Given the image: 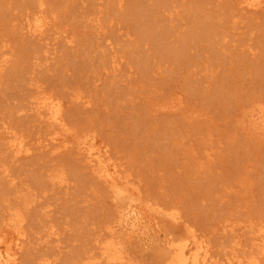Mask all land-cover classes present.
<instances>
[{"label": "rangeland", "instance_id": "obj_1", "mask_svg": "<svg viewBox=\"0 0 264 264\" xmlns=\"http://www.w3.org/2000/svg\"><path fill=\"white\" fill-rule=\"evenodd\" d=\"M242 2L0 0V229L21 227L20 264H107L99 253L116 206L77 150L87 137L144 201L182 218H161L150 243L121 231L127 264H162L166 237L189 229L219 262L256 254L264 264L253 243L264 233V135L248 124L264 111V7ZM35 13L46 23L38 35L26 26ZM37 94L62 104L69 149L42 143L52 128L28 111ZM13 135L28 155L13 156Z\"/></svg>", "mask_w": 264, "mask_h": 264}, {"label": "bare ground", "instance_id": "obj_2", "mask_svg": "<svg viewBox=\"0 0 264 264\" xmlns=\"http://www.w3.org/2000/svg\"><path fill=\"white\" fill-rule=\"evenodd\" d=\"M95 1V0H94ZM102 1V0H101ZM106 1V0H105ZM189 1V0H188ZM243 4L245 5V8L248 10H260V8L264 7V0H242ZM98 3V2H97ZM104 3V2H103ZM241 3V4H242ZM101 4V3H100ZM40 8L44 6L43 3L39 4ZM105 5V4H104ZM240 6V5H239ZM238 8V7H237ZM244 8V7H243ZM241 9V8H239ZM44 10V9H43ZM43 10H39V12H42ZM243 10V9H242ZM45 11V10H44ZM44 15V13L42 12ZM36 15V13H35ZM43 15H39L36 17L34 22L28 21L26 22L28 26L29 32L32 34H41L44 32V27H46L45 19L42 17ZM247 15V14H244ZM176 16V15H175ZM237 16V15H236ZM32 17V16H31ZM46 17V16H45ZM254 17V16H253ZM47 18V17H46ZM244 18V16H242ZM32 20V18H30ZM257 19V18H256ZM173 20V18L171 19ZM239 22V21H238ZM243 20L241 21V23ZM248 24V23H247ZM251 24V23H250ZM100 26V25H99ZM237 26V23H236ZM244 26V25H243ZM239 27V26H238ZM241 27V26H240ZM26 28V27H25ZM238 29V28H237ZM25 30V29H24ZM27 30V28H26ZM27 30V31H28ZM46 30V29H45ZM26 31V32H27ZM25 32V33H26ZM247 32V31H246ZM29 33L30 35H32ZM254 35V34H253ZM41 37V36H40ZM260 37V36H259ZM57 38V37H56ZM37 39V38H36ZM253 40V39H252ZM256 43V42H255ZM256 45V44H255ZM261 45V44H260ZM234 49V48H233ZM244 49V48H243ZM2 52V51H1ZM8 52V51H7ZM9 55V54H8ZM244 55V54H243ZM118 56V55H117ZM257 57V55H256ZM7 60V59H6ZM10 60V59H9ZM116 61V60H115ZM8 62V61H7ZM250 62V61H249ZM6 61L5 59H0V76L1 72L3 73L2 69L3 67H7L5 65ZM53 63V62H52ZM118 63V62H117ZM263 63V62H262ZM116 64V63H115ZM114 64V66H115ZM50 63L48 64V66ZM116 67V66H115ZM113 68V66H112ZM117 70V69H116ZM163 71V70H162ZM161 71V72H162ZM115 72V69H114ZM117 74V73H116ZM213 77V76H212ZM126 78V77H124ZM216 79V78H215ZM124 81V80H122ZM34 86V85H33ZM36 89V88H35ZM44 91V90H43ZM42 92V91H41ZM45 92V91H44ZM50 94V93H49ZM149 94V93H148ZM39 95V94H37ZM51 95V94H50ZM85 96V95H83ZM86 102V101H85ZM134 102V101H133ZM72 103V102H71ZM81 103V102H80ZM32 104V103H31ZM32 107L28 111H32L35 114V117L40 123L47 124L50 128H52L51 133L48 135V138L44 139L42 143H47L45 146L52 147V153H59L61 151L67 150L70 147V141L65 140L61 137V135L58 134V131L63 127V119H62V111L63 106L60 102L56 101L55 99L51 97H45L39 95L38 97H35V100ZM30 107V106H29ZM24 111V110H23ZM248 124L250 127H252L255 131H258V133L264 135V111H259L255 114H252L249 117ZM10 127V126H9ZM2 129V128H1ZM207 129V128H206ZM219 129V128H218ZM8 130V129H7ZM10 130V129H9ZM5 131V130H4ZM9 134L8 131H5ZM16 132V131H15ZM6 133V134H7ZM17 133V132H16ZM19 133V132H18ZM202 133V132H201ZM4 134V133H3ZM13 134V133H12ZM245 134V133H244ZM11 135V134H10ZM7 136V135H6ZM19 137V136H18ZM17 137V135H13L9 137V149L11 150L13 156L19 154H24L29 151V149L25 148V144L23 141H20V139ZM23 136H21L22 138ZM73 137V136H72ZM75 137V136H74ZM23 140V139H21ZM6 142V141H5ZM72 144V143H71ZM76 144V143H75ZM41 145V144H40ZM6 146V145H5ZM30 148V147H29ZM77 150L83 154L85 160L92 168L95 169L97 174L100 178L104 180L108 184V187L110 188L112 192V196L114 199V203L116 206V221L113 225L108 227L109 229V237L107 236L106 242L102 244L101 247V254L102 259L107 264H127L130 262L127 250L125 247V243L123 244L122 239L124 240L123 234L121 237L120 232L125 231L129 233L134 239H137L144 243H150L152 242L156 237L161 235V230L159 228V221L161 218L165 217L168 220H170L173 223H180V216L175 214L174 212H171L169 209V212H164L160 210V208H156L155 205L152 203V199L150 203L149 201L145 199V201L141 198L142 195H139V193L133 189L129 184H127L122 177H120V173L117 172V167L113 164L111 157L109 155V152L107 150V147L103 145L100 141L96 140L94 137H87L81 141H79L77 145ZM183 148V147H182ZM5 149V148H4ZM7 149V148H6ZM34 149V148H33ZM33 151L32 149H30ZM48 150V149H47ZM5 151V150H4ZM6 152V151H5ZM10 152V151H8ZM5 154V153H4ZM10 154V153H8ZM6 154V155H8ZM10 154V156L12 155ZM29 154V153H28ZM27 154V155H28ZM33 154V153H32ZM31 154V155H32ZM71 154V153H70ZM112 155V154H111ZM24 156V155H23ZM22 156V157H23ZM59 156V155H58ZM7 157V156H6ZM20 157V156H19ZM25 157V156H24ZM28 157V156H26ZM78 157V156H77ZM18 158V157H16ZM80 158V157H79ZM83 158V157H82ZM199 158V157H198ZM21 159V158H20ZM26 159V158H25ZM117 159V158H116ZM15 160V159H14ZM22 160V159H21ZM56 162V161H55ZM7 163V162H6ZM11 164V163H10ZM13 165V164H11ZM87 165V164H86ZM120 167V166H118ZM120 169V168H119ZM3 171V170H2ZM7 171V170H6ZM93 171V170H92ZM200 171V170H199ZM5 172V171H4ZM8 176L9 173L7 172ZM6 174V175H7ZM5 176V175H4ZM3 176V178H5ZM60 176V175H59ZM12 179V178H11ZM125 179V178H124ZM15 179H13L14 181ZM6 181V180H5ZM17 181V180H16ZM129 181V180H128ZM7 182V181H6ZM11 183L10 181H8ZM7 182V183H8ZM134 183V182H133ZM12 184V183H11ZM10 184V185H11ZM16 184V182H14ZM13 184V185H14ZM106 184V185H107ZM133 185V184H132ZM135 187V186H134ZM24 188V187H23ZM63 188V187H62ZM21 189V188H20ZM60 189V188H59ZM140 189V188H138ZM109 190V191H110ZM53 191V190H52ZM55 191V190H54ZM246 191V190H245ZM241 192V191H240ZM38 196V195H37ZM144 198H147L144 196ZM40 203V202H39ZM158 203V202H157ZM29 204V203H28ZM41 204V203H40ZM156 204V203H155ZM159 205V204H158ZM157 205V206H158ZM155 206V207H154ZM161 206V205H160ZM167 208V207H166ZM24 209V208H23ZM25 210V209H24ZM167 210V211H168ZM175 210V208H174ZM12 211V210H11ZM12 212V215L15 216ZM180 213V212H179ZM46 214V213H45ZM11 215V216H12ZM10 217V216H8ZM17 217V216H16ZM21 217V216H19ZM18 217V218H19ZM24 217V215H23ZM11 217L10 219H12ZM9 219V218H8ZM164 219V218H163ZM166 219V220H167ZM13 220V219H12ZM9 221L10 223L7 224L5 228L0 229V264H20L21 255L24 250V233L20 226H16V224H12L13 221ZM19 220V219H18ZM50 220V219H49ZM6 221V220H5ZM15 221V220H14ZM24 221V220H23ZM26 221V220H25ZM24 221V222H25ZM4 222V221H3ZM17 222V221H16ZM15 222V223H16ZM21 223V221H19ZM183 222V220H182ZM229 222V221H228ZM231 222V221H230ZM235 223V222H234ZM233 223V226H234ZM6 224V222H4ZM187 224V223H186ZM225 224V223H224ZM3 225V224H2ZM25 225V223H24ZM239 225V224H238ZM5 226V225H4ZM3 226V227H4ZM23 226V224H22ZM187 226V225H186ZM228 226V225H227ZM236 226V225H235ZM234 226V227H235ZM247 226V225H245ZM24 227V226H23ZM225 227V226H224ZM232 227V225H231ZM56 228V227H55ZM228 228V227H227ZM226 228V229H227ZM248 228V227H247ZM187 229V228H186ZM222 229V227H221ZM225 229V231H226ZM238 229V228H237ZM246 229V228H245ZM244 229V230H245ZM50 230V229H49ZM52 230V229H51ZM188 230V229H187ZM191 230V229H189ZM187 231L177 237H166V246H165V253L163 254L162 258V264H259L258 257L253 255L250 260L245 263V260H241L239 257H234L233 259H225L227 262H219L215 258L214 254H211L210 248L208 247V243L210 240L207 241V244L204 242L205 240L198 239L193 232ZM193 230V229H192ZM243 230V231H244ZM25 231V230H24ZM55 230L50 231V236L57 235ZM59 231V230H58ZM222 231V230H221ZM232 231V230H231ZM237 231V230H235ZM253 231H255L253 229ZM259 231V230H258ZM49 232V231H48ZM240 232V229H239ZM106 233L107 230H106ZM161 233V234H160ZM224 233V232H222ZM226 233V232H225ZM237 233V232H236ZM235 233V234H236ZM242 233V232H241ZM246 233V232H245ZM255 233V232H254ZM26 234V233H25ZM48 234V233H47ZM232 233L231 235H233ZM234 234V235H235ZM256 234V233H255ZM27 235V234H26ZM49 235V234H48ZM58 240L59 239V235ZM101 236V235H100ZM162 236V235H161ZM168 236V235H167ZM202 236V235H201ZM243 236V235H242ZM253 236V234H252ZM257 236V235H256ZM28 237V236H27ZM102 237V236H101ZM100 237V240H102ZM203 237V236H202ZM51 238V237H49ZM57 238V237H56ZM206 238V237H205ZM234 238V237H233ZM29 239V238H28ZM104 239V238H103ZM106 239V238H105ZM160 239V238H159ZM41 240V238H40ZM51 240V239H48ZM98 240V239H97ZM233 240V239H232ZM51 241H54L53 239ZM57 241V240H55ZM125 241V240H124ZM239 242V240H237ZM253 241V240H252ZM264 233H260L258 237H255V242L253 241L254 245L258 248H254L258 250V253L261 255L264 251ZM46 243V241H44ZM96 242V241H95ZM99 242V240H98ZM101 242V241H100ZM127 242V241H126ZM236 242V241H235ZM262 242V243H259ZM48 243V242H47ZM51 243V242H50ZM130 243V242H129ZM241 243V242H240ZM259 243V244H258ZM28 244V242H27ZM52 244V243H51ZM236 244V243H235ZM48 245V244H46ZM53 245V244H52ZM234 245V244H233ZM253 245V246H254ZM97 246V245H96ZM129 246H131L129 244ZM235 246V245H234ZM233 246V249H234ZM241 246V244H240ZM56 247V246H55ZM232 247V246H231ZM54 248V245L53 247ZM62 248V246H61ZM97 248V247H96ZM133 248V247H131ZM150 248V247H149ZM148 248V249H149ZM237 248V247H235ZM26 249V248H25ZM99 249V247H98ZM251 249V247L249 248ZM254 249H251L254 250ZM238 251V250H237ZM98 253V252H97ZM245 253V252H244ZM257 253V252H256ZM228 254V253H227ZM231 254V253H229ZM233 254V253H232ZM247 254V253H246ZM245 254V255H246ZM217 255V254H216ZM239 255V254H238ZM243 255V256H245ZM240 256V255H239ZM246 256H250L249 254ZM49 257V256H48ZM262 257V256H261ZM89 258V257H88ZM91 258V257H90ZM94 258V256H93ZM91 258V259H93ZM101 258V257H100ZM223 258V257H222ZM243 258V257H242ZM260 258V257H259ZM53 259V258H52ZM95 259V258H94ZM56 260V258H55ZM54 260V261H55ZM91 261V260H90ZM89 261V262H90ZM96 261V259H95ZM99 261V260H98ZM96 263V262H95ZM94 263V264H95ZM40 264H57L56 262H50V261H43ZM88 264V263H87ZM100 264V263H99ZM104 264V263H103Z\"/></svg>", "mask_w": 264, "mask_h": 264}]
</instances>
